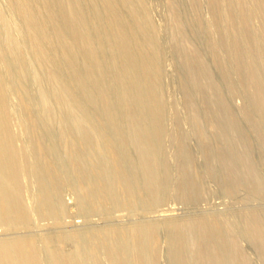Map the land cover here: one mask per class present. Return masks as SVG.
Segmentation results:
<instances>
[{
    "label": "bare ground",
    "instance_id": "obj_1",
    "mask_svg": "<svg viewBox=\"0 0 264 264\" xmlns=\"http://www.w3.org/2000/svg\"><path fill=\"white\" fill-rule=\"evenodd\" d=\"M166 1L173 18L169 23L172 21V29L176 33L175 48L179 50L182 71L187 74L185 93L192 123L198 131L199 120L194 114L195 103L199 100L210 118L215 142L218 143L216 150L220 155L229 191H235L240 185L235 164L242 168L241 170L239 167L241 173L245 171L248 175L249 183L256 186L251 175L253 172L250 173L248 162L242 158L244 154L238 156L240 151L235 149V145H231L230 130L227 129L230 126L226 127V121L219 117V91L211 78L208 79L209 75L206 76L208 63L198 55L201 54L198 50L197 53L196 49L194 51L193 47L190 48V38L183 34L190 19L184 12L177 11L176 5L173 6L176 0ZM186 1L190 5L192 17L198 18L199 23H202L203 15H198V11H195L197 0ZM262 1L255 2L262 14L260 18L264 19ZM148 2L149 0H0V219L6 217L10 220V223L9 220L6 224L0 223L1 231L7 233L0 238V264H158V253H161L158 252L159 246L165 238L166 251L171 260H166L169 264L248 263L249 260L242 256L234 231L244 237L246 249L254 255L255 263L260 260L264 264L262 216L254 213L240 217L239 224L231 229L228 224H222L219 218L210 215L179 219L172 217V208L157 211L161 204L153 205L155 201H149V196L146 197L144 192L141 194L142 189H139V185L137 187L142 182L145 192L150 197L154 196L152 162L156 159L152 161L149 156L144 138L149 137L150 141L155 138L152 116L158 109V97H162L164 103L171 98L160 79L163 60L158 55L157 43L161 38ZM207 2L213 10L214 19L222 11L223 15L225 13L227 16L228 11L235 17L240 15V11L241 19L237 20L239 23L235 19L231 24L230 17L229 22L225 21V27L226 31L235 27L234 30L240 32L234 37L235 34H231L232 47H236L237 52L234 49L232 51L238 53L237 71L243 79L250 80L247 79L250 75L245 57L243 58L245 54L240 53L242 47L239 36L242 33L241 37L245 40L250 37L251 33L247 30L253 8L248 9L247 5V8L243 7L242 0ZM150 3L153 4L151 1ZM257 10L255 13L258 15L260 12ZM197 22L194 23L198 24ZM231 30L230 33L235 32ZM247 43L253 47L256 42L248 39ZM207 46L205 51L211 50ZM261 47L256 48L264 49ZM214 54L215 57L216 53ZM217 59L215 57L214 62L219 67ZM227 123L231 125V121ZM148 128L152 133L145 132ZM121 135L129 139L132 151V155L128 153L131 155L129 160L122 162L123 164L119 163L122 161L120 158L121 161L117 159L120 156V153L117 155V148L122 149L127 144L125 140V144L118 147L117 140ZM198 135L204 145L202 146L209 152L210 147L201 138L200 130ZM156 140L154 141L157 142ZM17 143L21 146H17ZM21 152L29 154L25 165L23 161L20 162ZM134 166L141 173L140 179L132 175ZM28 177L32 178L31 183L33 180V185L30 186L35 185L37 192L39 190L37 209L41 210V206L42 209L47 208L46 211L51 216L56 215L54 219L68 208L61 200L64 182H67L65 180H71L73 183H70L74 184L73 191L77 198L73 197L75 202L72 200L71 203L77 204L78 199L81 215L94 217L104 211L106 216L110 211L108 209L109 212H106L105 206L114 200L119 203L114 213L126 212L129 217H133L135 211H139L137 216L141 214L139 218H142L124 224L93 225L94 227L86 229L77 228L80 221H73V230L54 229L53 232L39 235L25 234L26 226L34 213L32 206L35 207L34 202L30 206L28 201L30 195L32 197L37 193L34 191L31 194L24 190V182ZM186 185L187 182L183 181L180 189L184 190ZM3 188H7L4 196L1 192ZM256 188L257 186L252 188L254 194L259 192ZM34 196L32 200L30 198L31 203L36 198ZM150 202L153 206L149 207ZM76 206H73L74 210H77ZM69 208L72 207L69 205ZM149 211L157 216L145 218L144 215ZM111 213L109 214H114ZM76 215L78 216L75 213ZM77 216V219L84 218ZM58 221L59 218L56 222ZM56 228L58 230L57 226ZM18 230H24V234H12ZM249 262L253 264L252 259Z\"/></svg>",
    "mask_w": 264,
    "mask_h": 264
},
{
    "label": "rangeland",
    "instance_id": "obj_2",
    "mask_svg": "<svg viewBox=\"0 0 264 264\" xmlns=\"http://www.w3.org/2000/svg\"><path fill=\"white\" fill-rule=\"evenodd\" d=\"M150 1L153 2V4L155 6L153 4H151ZM255 1L256 0H254V2ZM176 2H175L176 4L175 3L173 4V6L175 7V5H176L175 8L178 9L177 11H179V12L181 11V13L184 12L185 16H187L190 19V21L187 23L188 25L185 26L187 29L184 28L186 30H184L185 33H183V34L187 35L186 36L187 38L188 37L190 38L189 41L191 43H188V45L191 46V47L189 46L190 48L193 47L192 49H194V51L196 49L197 53L199 51L201 54H198V55L202 56V59H204V61L206 63H208L206 65H207V69L208 68L209 69L207 70L208 72H206V73H208V74H206V76L209 75L208 79L211 78V81H213L215 86L218 88V91H219V95H218L219 99L218 100L219 101L217 100V104H219V106H221V109L219 107V112L221 114V115H219V117H223V118H221L222 121H226V127L230 126L229 128H227L228 131L230 130V132H229L230 134L227 132L226 129L225 130L229 134V138L231 137V139H232L231 145H232V147H233V145H235L234 146L235 149L240 151V153H239L238 151L235 150L236 153L238 152L237 153L238 156H240L241 154H244L245 157L243 156L242 158H244V160L248 162L247 165L250 167V173L253 172L251 175H252V177H254L253 180L256 181L255 182L257 184L256 189L259 191L258 193H260V194H259V196H257L258 193L254 194L252 188L253 187L255 188L256 186H252L249 183L250 181H248V179H247L248 175L245 174V171H243L241 173L240 169L242 170V168L238 164L237 165L235 164V166L237 167L236 169H237V172L239 174L238 179H239L240 185H239V188L236 189L235 191H232V192L229 191L230 188H229L228 182L226 181V179L224 177V172H223V169L221 166L222 164H221V160H220V155L218 154V151L216 150L218 148V143L215 142L216 141L215 136L213 135L214 131L212 130V126L209 122L210 118L205 113V110L202 106L201 101L198 100V102L195 103L196 112H195L194 116L199 120V121L198 120L197 121L199 123L198 128L200 130L201 138L207 142V144L210 147V151L207 152L206 149L203 147L204 146L203 143L201 144L200 136L198 135L199 130L197 131V128L193 125L192 114L189 111L190 110L189 107H187V106H189V102H188V98H187L186 93H185V89H186L185 84L186 83H184L187 81V80H185V79H187V74H186V72L184 74V72L182 71L183 65H182L181 59L179 57V53H178L179 50H178V48H175L176 33L172 29V27H173L172 21H170L171 24L169 23V20H172L173 18L171 17L172 15L170 13V6L168 5L166 0H149L148 6L150 7V9H152L151 10L152 18L155 21V24L157 25V27L159 28L160 38H161V40H159L160 42L158 41L159 43H157L158 55L160 56L161 60H163L162 61L163 69L161 72L160 79H161L162 83H164L166 85L167 93L171 98L169 97L170 98V99H168L169 102H167V103L165 102L166 103L165 104L164 101L162 100V97H160V98L158 97V103H157L158 105L156 107V109L157 108L158 109L156 112L154 111L156 114L153 112L154 115L153 114H152L153 116L151 115L154 119V123L156 124V125L154 124V127L156 129L153 128V132L154 131L156 132V133H154V135H155L154 140H156V138H157V140H156L157 142H155L154 140L153 141L151 140L152 141L151 142L149 140V137L144 138V143H145L144 145H146V150L148 149V151H149V153H148L149 156H151L152 161L154 159H156V160H154L155 162L154 161L152 162V164L154 166V167L152 166V168H153L152 170L154 173L153 174V176H154L153 177V179H154L153 185L155 186L154 187L152 185L155 188V189L152 188L153 189L152 191H154V193H152V194H154V196L150 197L149 193L145 192V190L143 189V186H142V182L137 184V187L140 186L139 189H142L141 194L144 192L146 197L147 196L150 197V198L147 197V199L149 201L150 200H151V202L155 201V204H153L154 202L152 203L153 205H159V203L161 204V205H159L160 207H158L157 211H159V209H160V211H163V210H166L168 208H172L174 210L172 217H175V218L177 217L179 219H187V218L191 219V218H195L196 216L199 217V216H203V215L204 216L210 215L211 217L219 218L222 224H223V222H225L226 224H228L229 228L231 229L233 226L236 227V225L239 224L240 217L251 215V214L254 215V213H255V215H259V216H262L264 218V103H263L264 102V49H261V50L257 49V48H260L261 46H262L261 48H264V30H263L264 19L260 18L262 16V14H261L259 8L257 7L256 2L254 3L253 0H247V1L242 0V4H244L243 7L247 8V6H248V9H250L251 7L253 8V12L251 9L252 15L250 16V25H249V27H251V28L248 27L249 30H247V32L249 34L251 33V35H250V37H249V35H247V37H249L248 39H250L251 41H254V43L256 42L255 45L253 44V47H252V44L247 43L248 39L245 40V39H243V37H241V35L243 36L242 33L239 36L240 38H242V39L239 38V42H240V45L242 47V50H241L242 52H240V53L245 54L243 56V58L245 57L244 60L248 66V71H249V75H250V77L247 78L250 80H246L245 78L243 79L242 75L236 69L237 65H238L237 64L238 53L236 54L235 52H233L236 50V47L234 45V47H235V49H234L232 47L233 41L231 42V39H232L231 34L232 35L235 34V35H233V37H234L237 35V33L239 31L238 32L235 31L236 29L234 30L235 27L233 28V26H232V28L236 33L233 30L228 29V28H227L228 30L226 31V27H225V21L228 20V22H229L230 17H231V24L234 23V22L232 23L233 20L236 19L235 21H237V20H239V18L241 19V16H240L241 13H239L240 11L238 12V14H240V15H238L239 17L237 15L235 17L233 14L230 13L232 15L231 16L228 13V11L226 12L227 16L225 13L223 15L224 11H222V13L216 17L218 19H216V18L214 19V13H212V11H213V10H211L212 8L209 7V5H210L209 2H207V0H197L196 4H195V9L197 8L198 10L196 9L195 11H198L197 12L198 15H203V16H201L202 19L200 18L202 20V23L200 21V23L202 24L201 25L199 23V20H197L198 18L192 17V13L190 12V9H191L190 5L186 0H180V1L176 0ZM262 3L264 6V1H262ZM256 8L260 12L258 14L259 16L255 13L257 10ZM258 10H257V12H258ZM199 12H200V14H199ZM169 13H170V16H169ZM253 13H255L256 15ZM221 15L223 18L226 16L225 17L226 19L224 18L225 19L224 20L221 17ZM228 15H229V17H228ZM185 16H183V17L185 18ZM169 17L171 19H169ZM196 17H198V16H196ZM227 17H228V19H227ZM251 17H252V19H251ZM192 18L194 20L196 19V21H194ZM218 21H220V22L218 23ZM223 21H224V24H223ZM194 22H197L200 26H198V24H196ZM203 25L204 26L206 25L205 28H202V27H204ZM170 26H171V28H170ZM252 28H253V30H252ZM170 29L173 30V33L171 32L172 30H170ZM206 29H207V31H206ZM230 30L233 31L234 33H230ZM171 33L173 35L175 34V36H173ZM262 34H263V36H261ZM209 38L211 41L210 40L208 41ZM174 39H175V41H174ZM189 41H187V42H189ZM170 42L172 45L170 44ZM260 43H262V45ZM259 44L261 45L260 47H258ZM206 45H208L207 47L209 49L214 50V51H211L209 49L208 50L210 52L205 51V50H207ZM244 45H246V46H244ZM172 47H174V48H172ZM204 48H206V49H204ZM212 48H214V49H212ZM211 52L213 54H214V52L216 53L215 57L218 58L217 62L218 63L220 62L219 67L217 66V64L215 65V62H214L215 57L213 56V54H211ZM236 52H237V50H236ZM205 53H207V54H205ZM247 55H248V57H247ZM249 56L251 58H249ZM224 84H227L228 86L224 85ZM236 85H237V87H236ZM248 92H249V94H248ZM160 96H162V95H160ZM259 97H261V98H259ZM179 103H180V105L182 103L181 107H180V105H178ZM155 115H156V117H155ZM224 117L226 119L227 118H229V119L226 120ZM230 121H231V123H230L231 125H229V123H227ZM227 124H228V126H227ZM171 125H172V127H171ZM233 125H235V126H233ZM148 130H146L145 132L152 133L151 129L148 128ZM124 138H125V136L121 135L118 137V140H117L119 148H121L120 146H123V143L125 142V140H126L125 143H127V144H125V143L124 144L127 146H125V145L124 146L128 147V148H125L123 146L122 147L123 150L117 148V155H118V153H120V156L118 155L119 157L117 156V159H118V161L122 160L121 162H119L120 164L127 162V159L132 155V151L130 148L131 143H129L130 142L129 139H126V138L124 139ZM233 141H235V142H233ZM153 144H154V146H153ZM19 145L21 146L20 143H17V146H19ZM149 145H150V147H149ZM157 145H159V146H157ZM161 145L165 148H163ZM126 151H127V153H126ZM128 153L129 154L131 153V155H129ZM207 153H208V157H210L211 159L206 157ZM219 153H220V151H219ZM24 154H23V152H21V155H20V159H21L20 162L22 163V161H23V165H25L26 158H28L27 156H29V154L28 155L25 154V156H23ZM124 156H125V158H124ZM239 167H240V169H239ZM132 172H133L132 175L134 178L140 179L141 173L138 171L136 166L133 167ZM164 172H166V173H164ZM252 177H250V178L252 179ZM29 179H30V181H29ZM31 179H32L31 177L30 178L28 177L26 179V181L24 182V185L26 183V186H24V190H26V192L28 191V193L30 192L31 194H33L34 191L37 192V189L34 187L35 185L30 186V185H33L32 184L33 180L31 183ZM27 181H29L28 184H27ZM65 181H67V182H64L65 183V186L63 189L64 193H62V195H61V200L65 204V206L68 208L65 210L66 212L64 211L62 213V215L58 214V216L61 215L62 218H61V216L60 217L57 216L59 218V221L56 222L58 220V218L54 219L56 217V215L51 216V213L49 211H46L47 208L42 209L43 207L41 206L42 211L40 209H37V208H39V206H38L39 203H37V201H40V200H38V198L40 199V196L37 198L38 192H39V190H38V192L36 194H34L36 196L33 195L36 198H34L32 203L30 201V198L32 200L33 196L31 197V195H30V198H29L30 202L28 201V203H30V206L34 202L35 207L32 206V209L34 208V210H32V209L31 210L35 214L32 213L33 215L31 217V221L29 222V224H27L30 227L26 226L25 231L27 233L25 232V234L35 235V233H36V235H39L41 233L43 234V233L53 232L54 229H56V231H59V230L60 231H63V230L66 231L68 229L73 230L74 227L71 225L73 221H80L79 222L80 224L78 225L77 228L86 229L89 227H94L93 225H97V226H107L109 224L117 225V224L129 223V222H132V221H135V220L142 218V216L139 218V216L141 214L139 216H137L140 213L139 211H135V214L133 215V217H129V215L126 212L114 213L118 209L117 207H119V205H118L119 203L114 201V200H112V203H108L105 206L107 211L104 208V210L106 212L110 211L109 213H111V211H113L111 213V214L114 213L113 215L106 213V216H105L104 211L99 213V214L94 215V217H91L92 215H89V214L88 215L90 217L86 216L87 214L81 215V211H79L80 208H78L79 207L78 199H76L77 204L74 203L75 204L74 205L73 203H71L73 200V197L77 198V196H75L76 193L74 192L75 190L73 188L74 184H72L73 182L71 180L70 181L72 183H70V181H68V180H65ZM183 181L187 182V185H186L187 187L185 186L184 190H182V188L180 189L181 183ZM68 182L70 183L69 185H67ZM173 182H174V184H173ZM34 184H35V181H34ZM33 187L35 188L34 190L32 189ZM6 189L7 188L1 189L3 196L7 194ZM28 189H30V191ZM31 190H33V191H31ZM138 191L140 192V190H138ZM155 192H158V193H155ZM155 194H157L158 196L157 195L155 196ZM159 195H160V197H159ZM182 195H183V197H182ZM178 197H179V199H178ZM65 198H67V199H65ZM154 199H156V200H154ZM73 202H75V199L73 200ZM151 202H150V204H151ZM113 203H114V206H113ZM152 204L148 205V206L149 207L153 206ZM69 205L72 208H69ZM76 205H78V206H76ZM73 206H76L77 210H74L75 208ZM108 209H109V211H108ZM47 213H50V215L49 214L47 215ZM65 213H67V215ZM75 213L78 214V216L76 215L77 217L81 216L82 218L83 217L84 218L83 219H81V218L77 219L75 216ZM102 214H104V215H102ZM155 214L156 213L149 211L144 216H145V218H153V217L157 216V214L156 215ZM98 215H100L99 218L101 217L103 221L101 220V218L99 220ZM103 216L105 219H103ZM33 218H35V219L32 221ZM108 218H110V219H108ZM60 219H62V222L60 221ZM8 220H9V218H6V217H5V219L2 218V219H0V223L1 224H6L8 222L10 223V220L9 221ZM34 221H35V224H34ZM11 222H13V221H11ZM57 223H59V224H57ZM48 224H50V225H48ZM55 224H57L56 226L58 227V230H57ZM39 225H41V226H39ZM44 225H46V226H44ZM48 226L50 228H47ZM27 228H28L29 232L27 231ZM39 228H41V231H39ZM45 228H47V229H45ZM51 228H53V230ZM43 230H44V232H43ZM18 231H19V233H18ZM18 231H16V232L13 231V233L12 232L11 233L12 234H22V233L24 234V232H23L24 230L21 232H20V230H18ZM234 233H235V235H234L235 239L237 240L238 244L240 245V251L242 253V256H244L245 260H247V261L248 260L250 261L252 259L253 264H256L255 261L253 260L254 255L251 253V251L246 249L247 243H246L244 237L241 236L237 231H234ZM5 234H7V233L2 232L0 229V238H2V236L5 237ZM8 235H10V234H8ZM165 240L167 241L166 238H165ZM165 240L162 242V244H160L161 246H159L158 252H161V253H158V254L160 255L161 261L159 260L158 264H169L168 262L170 260L169 259L170 257H169L168 251H166L167 246H166ZM241 248H242V250H241ZM163 249H165V250H163ZM161 257H163V258H161ZM164 258H165V260H162ZM249 261H248V263L245 261L244 262H245V264H251ZM170 262H171V260H170ZM257 264H263V263H261L260 260H257Z\"/></svg>",
    "mask_w": 264,
    "mask_h": 264
}]
</instances>
